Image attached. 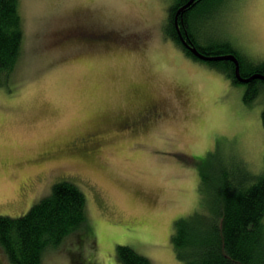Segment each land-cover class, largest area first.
<instances>
[{
	"label": "rangeland",
	"instance_id": "rangeland-1",
	"mask_svg": "<svg viewBox=\"0 0 264 264\" xmlns=\"http://www.w3.org/2000/svg\"><path fill=\"white\" fill-rule=\"evenodd\" d=\"M172 3L113 5L101 16H123L117 25L94 19L81 0H18L21 52L0 86V215L25 213L67 180L84 193L89 222L88 237L71 233L42 264H121L116 245L152 264H185L171 233L174 220L211 203L200 165L216 180L228 171L264 176V91L246 103L243 84L183 53L166 33ZM203 15L204 36L264 61V0H223ZM133 82L162 99L168 115L144 131L115 133L118 116L134 118L140 107ZM100 116L110 124L98 150L90 143L83 157L66 147ZM0 264H11L1 248Z\"/></svg>",
	"mask_w": 264,
	"mask_h": 264
},
{
	"label": "trees",
	"instance_id": "trees-1",
	"mask_svg": "<svg viewBox=\"0 0 264 264\" xmlns=\"http://www.w3.org/2000/svg\"><path fill=\"white\" fill-rule=\"evenodd\" d=\"M187 1L173 0L168 11L167 35L187 56L205 62L233 84H243V101L250 103L264 91L263 78L239 82L231 61H202L182 45L174 13ZM221 1L193 0L177 17L181 34H186L187 42L201 53H233L238 57L241 76L254 73L264 76V61H247L231 43L211 41L201 32V17ZM22 34L18 0H0V86H7L11 80L21 52ZM261 117L264 125V110ZM204 168L205 164H201L200 189L211 203L200 212L174 220L171 241L177 257L185 264H264V176L251 179L250 173L245 176L228 171L232 177L224 174L216 180L207 175ZM87 230L84 193L74 183L60 180L25 213L15 217L0 215V248L11 264H42L47 249L56 248L76 231L82 241L89 236ZM116 255L121 264H152L127 245H116Z\"/></svg>",
	"mask_w": 264,
	"mask_h": 264
},
{
	"label": "flooded vegetation",
	"instance_id": "flooded-vegetation-1",
	"mask_svg": "<svg viewBox=\"0 0 264 264\" xmlns=\"http://www.w3.org/2000/svg\"><path fill=\"white\" fill-rule=\"evenodd\" d=\"M181 35L183 39L187 42L188 39L186 37V34L184 35L181 34ZM178 38L181 41L179 35H178ZM83 40L86 41V39H83ZM227 61H231V60H227ZM231 63H233V61H231ZM234 68H235V65H234ZM143 87L144 86L142 84H138L137 82L132 83V98L134 99L135 102H139L140 107H138L135 112H132L133 115L136 114L134 118H132L131 116L132 114H129L130 112H126L128 115L125 114L122 116L121 115L118 116V118L114 122L115 127H113L114 129H116L114 130L115 133L119 131H129L131 133H137L140 131H144L143 129H148L149 127L151 128L152 125L158 124L159 121L164 120V118L167 117L168 115V112L166 109L167 104L163 102L162 99H161L162 101L161 102V101H157L156 98L150 97L151 95L149 96L147 91L143 90ZM134 101L132 100V102ZM109 124H110L109 118H106V116H100V120H97V123L94 122V124L91 126L90 130L92 131L89 130L86 133L81 134L75 139L67 142L66 147L71 148V151L73 153H77L79 155H82L83 157H88L90 154L85 152L88 147V144L91 143V145L93 146L92 147L93 152L94 150L95 151L98 150L97 146L99 143L100 134L102 132L101 126H104V125L107 126ZM132 124L133 125L136 124V126L132 127Z\"/></svg>",
	"mask_w": 264,
	"mask_h": 264
},
{
	"label": "water",
	"instance_id": "water-1",
	"mask_svg": "<svg viewBox=\"0 0 264 264\" xmlns=\"http://www.w3.org/2000/svg\"><path fill=\"white\" fill-rule=\"evenodd\" d=\"M193 0H188L185 4L179 6L176 10H175V19H174V23H175V28H176V31L182 41V44L195 56L197 57L198 59L202 60V61H216V60H231L233 61L234 65H235V68H234V75L236 77V79L239 81V82H242V83H246L248 82L249 80L253 79V78H263L264 79V76L260 75V74H257V73H254L250 76H247V77H243L240 75V72H239V64H238V59L237 57L233 54V53H227V54H217V55H207V54H204V53H201L195 46L189 44L188 42H186L182 35H181V32L179 30V26H178V22H177V17L178 15H181L183 13V11L187 8V6L192 2Z\"/></svg>",
	"mask_w": 264,
	"mask_h": 264
},
{
	"label": "snow or ice",
	"instance_id": "snow-or-ice-1",
	"mask_svg": "<svg viewBox=\"0 0 264 264\" xmlns=\"http://www.w3.org/2000/svg\"><path fill=\"white\" fill-rule=\"evenodd\" d=\"M65 2L72 3L73 0H65ZM125 2L126 0H81L83 6L92 9L93 13L95 14L93 17L94 19L103 18L106 20V22H115L117 25L121 24L123 21V16L108 15L104 17L101 16V13H103L105 9H109V11H111L113 5H120L123 7ZM225 2L238 4L240 0H225ZM259 59L264 60V52L261 53Z\"/></svg>",
	"mask_w": 264,
	"mask_h": 264
},
{
	"label": "bare ground",
	"instance_id": "bare-ground-1",
	"mask_svg": "<svg viewBox=\"0 0 264 264\" xmlns=\"http://www.w3.org/2000/svg\"><path fill=\"white\" fill-rule=\"evenodd\" d=\"M191 3H192V2H191ZM191 3H190V4H191ZM190 4H189V5H190ZM174 15H175V13H174ZM181 15H182V14H181ZM174 19H175V17H174Z\"/></svg>",
	"mask_w": 264,
	"mask_h": 264
}]
</instances>
